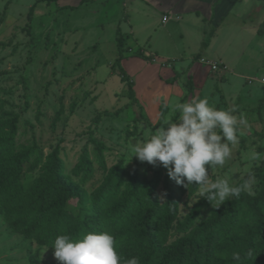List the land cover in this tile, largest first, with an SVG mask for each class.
Returning a JSON list of instances; mask_svg holds the SVG:
<instances>
[{
	"label": "rangeland",
	"instance_id": "374dc122",
	"mask_svg": "<svg viewBox=\"0 0 264 264\" xmlns=\"http://www.w3.org/2000/svg\"><path fill=\"white\" fill-rule=\"evenodd\" d=\"M140 1L142 4H138ZM234 1L227 16L210 23L195 13H181L177 20L172 12L164 13L166 20L160 22L163 14L148 6L152 5L150 0H83L78 5L71 4L73 8H65L66 4L60 0L39 2L30 18L28 10L35 0H0V15L5 14L0 25V114L17 115L14 144L0 151V172L10 168L14 154L28 151L29 155L19 180L6 193L0 191V264H32L30 259L34 256L44 264H60L53 255V244H40L36 236L14 232L4 220L8 209L3 201L14 194L15 202L24 199L40 174L39 167L53 149L58 148L66 173L73 174L79 162L83 165L88 162L90 170L75 177L87 191L98 187L107 169L118 162L122 163L123 171L121 187L134 172L139 179L153 178L159 164L142 163L135 156L127 163L135 142L147 139L166 120H175L179 115L163 103H153V96L164 94L168 102L179 103L206 96L211 105L232 110L238 119L241 113L245 114L249 126H240L243 134L225 165L208 169L210 181L228 178L237 185L246 174L264 166V159L259 162L246 159L253 150L264 154V0ZM220 22L221 28L216 33L220 34L222 27L234 32L226 30L213 42L212 50L223 53L218 57L220 60L202 61L201 56L206 53L197 37L201 38L202 31L209 32ZM117 27L124 36H129L125 41L127 57L121 65L133 81L139 105L126 96L127 85L120 81L118 69L111 68L118 56ZM158 56L180 65L192 57L195 62L201 60L204 68L215 63L219 69L216 72L210 69L208 74V68L203 70L206 78L202 82L199 73L189 69L175 72L166 63V74L174 72L177 76L173 83L166 82L159 88L155 74L149 70L143 77H137L128 64L123 66L124 60L139 58L152 62ZM211 56L214 59V54ZM189 74L196 83H192L188 92L185 82ZM120 107L123 110L117 116L101 114ZM60 108L63 113L52 128V120ZM156 113L158 117L151 120ZM97 115L100 121L94 123ZM134 129L135 134L127 137ZM90 136L101 140L107 148L96 150L88 140ZM256 188L257 178L253 194ZM167 192L177 206L167 242L192 232L217 209L200 195L198 186L177 185L164 168L156 188L161 204L166 201ZM66 205L69 212L80 210L76 198L69 199ZM186 221L189 226L183 231L180 224ZM43 235L48 236L46 232Z\"/></svg>",
	"mask_w": 264,
	"mask_h": 264
},
{
	"label": "trees",
	"instance_id": "16d2710c",
	"mask_svg": "<svg viewBox=\"0 0 264 264\" xmlns=\"http://www.w3.org/2000/svg\"><path fill=\"white\" fill-rule=\"evenodd\" d=\"M53 1L57 0H35L28 10V18L37 3ZM4 18L5 14L2 13L0 25ZM126 37L117 27L115 43L118 56L111 68L118 69L120 81L127 85L126 96L132 103L139 105L133 90V81L121 65L123 53L128 49L125 46ZM138 53L136 55L141 56ZM174 78L175 76L170 77L166 82L173 83ZM185 85L188 92L192 90L191 79ZM122 110L123 107H120L114 111L105 110L101 114L117 116ZM62 113V108L56 112L51 123L52 128H55ZM99 121L100 115H97L94 123ZM16 130L17 115L0 114V151L12 148ZM135 132L134 129L126 136ZM88 140L99 152L107 148L95 137L90 136ZM28 160V151L13 155L10 168L0 172L1 192L6 193L19 180L22 165ZM121 166L122 163L118 162L108 168L99 186L87 191L75 177L81 171L87 173L90 170L88 162L87 165L79 162L73 169V174L66 173L59 150L55 148L45 157L39 167L40 174L30 190L24 194V199L15 202L14 194L3 201L8 209L4 220L12 231L36 236L40 244H53L56 236L63 234L78 237L90 231H107L115 238L116 250L122 258V264L133 256L140 259V264H238L232 259L234 252L241 254L239 264H264V166L251 173L257 178V188L253 195L242 193L239 199L223 203L192 232L172 242L167 240L176 218V201L167 192V199L161 204L156 193L164 167L158 165L151 180L139 179L134 172L123 188ZM248 176L249 173L237 185L242 184ZM72 198L80 203L77 213L66 209L68 200ZM246 214L250 217H246ZM189 218L190 216L188 220ZM188 226V221L180 224L183 231ZM45 232L48 236L43 235ZM249 252L252 253L251 257L247 256ZM30 261L32 264H44L36 256Z\"/></svg>",
	"mask_w": 264,
	"mask_h": 264
},
{
	"label": "clouds",
	"instance_id": "9594fccd",
	"mask_svg": "<svg viewBox=\"0 0 264 264\" xmlns=\"http://www.w3.org/2000/svg\"><path fill=\"white\" fill-rule=\"evenodd\" d=\"M157 102L171 107L179 115L175 120H166L147 139L135 142L127 163L135 156L142 163L159 164L177 185L198 186L200 195L217 208L226 200L239 199L242 193L253 195L255 178L250 172L239 185L230 183L228 178L212 182L208 172L209 168L223 167L239 144L243 134L240 126H249L244 113L238 119L232 110L211 105L206 96L179 103L168 102L165 95L160 94L153 97V103ZM246 159L259 162L264 154L253 150ZM115 245V238L109 232L90 231L78 237L58 235L51 247L60 264H122ZM251 255V252L247 254ZM232 259L239 264L241 254L232 253ZM123 264H140V259L133 256Z\"/></svg>",
	"mask_w": 264,
	"mask_h": 264
},
{
	"label": "crops",
	"instance_id": "0c3cea01",
	"mask_svg": "<svg viewBox=\"0 0 264 264\" xmlns=\"http://www.w3.org/2000/svg\"><path fill=\"white\" fill-rule=\"evenodd\" d=\"M60 1L62 2V4H66V5H68V4L69 5H71V4L72 5H78L80 3V1H83V0H60ZM91 1H93V0H91ZM150 2L152 5L146 4V6L148 5L151 8H155L158 11H161L163 16H166L165 15L166 13L172 12L173 15L175 16V19L179 20L180 19L179 15H181V13H186V14L187 13L188 14L195 13V14H199L203 20L206 19L210 23L213 21H214V23H216L215 20H218V19L222 20L225 16L228 15L229 9L233 6V3L236 1H234V0H217L216 3H213V0H150ZM138 4H142V2L138 3ZM160 22H163L162 18L160 19ZM217 25H218L217 27L216 26L214 27V25H213V28L209 32H208V29L202 31L201 38H200V36L197 37V39H200V48L204 49V53H206V55H207V56L205 55V57L201 56L202 61H204L205 59L206 60H213V61L220 60V58H218V57H221V55L223 53L220 52L219 54H216V52L214 50H212V44H213V42H215L217 37L221 34H224L226 30L230 31V32L233 30V29L232 30L231 29H225L222 27L221 33L218 34V32L216 33V30L221 28L220 27L221 22L218 23ZM131 31H133V30L131 29ZM233 32H234V30H233ZM132 34H133V32H132ZM207 34H208V36H207ZM213 54H214V59L211 56ZM123 55H124V53H123ZM194 55H191V56L193 57ZM126 57L127 56L124 55V59H126ZM158 57H156L155 60H153L152 62H150V61L148 62L145 59H139V58L124 60L123 66L125 67V64H128L129 68H131V71L133 73H135L137 75V77L138 76L143 77L144 75H146V72H148V70H149L150 74H152V73L155 74L156 85L159 88H161L162 85L166 84V80L168 78L173 77V76H177V75H175L174 72L170 71L173 74L168 76L166 74V69H165L166 66H164V64H166V63L169 64L170 62H166V60H163L161 57H159V58ZM192 57H190L189 61L185 62L184 65H180V63H177V61L173 64L170 63L169 65L173 66V69H175V72H180L183 69H185V70L189 69V72L192 71L193 73L197 72V73H199V76L201 75L199 80L200 81L202 80V82H203L204 78H206L205 77L206 74H208L209 70L211 69V65H209L208 67L206 66L204 68L203 62H201V60H199L200 62L199 61L195 62ZM158 60H160V61H158ZM135 64H136V67H135ZM176 64H179L177 66L178 68L175 67ZM193 66H195V67H193ZM196 68H197V71H196ZM206 69H207L206 74H204L205 71H203V70H206ZM223 71H226V70H222V72ZM164 72H165V74H164ZM223 73H225V72H223ZM189 79H191L192 83H196L192 79V76L190 74L187 77V81ZM146 86H147V88L148 87L150 88L149 85H146ZM183 93L184 92H182V95H183ZM155 106L157 107V104ZM156 110H157V108H156ZM157 117H158V113H156V116L152 115L151 120H155Z\"/></svg>",
	"mask_w": 264,
	"mask_h": 264
},
{
	"label": "built area",
	"instance_id": "2783aa9c",
	"mask_svg": "<svg viewBox=\"0 0 264 264\" xmlns=\"http://www.w3.org/2000/svg\"><path fill=\"white\" fill-rule=\"evenodd\" d=\"M165 20H166V16H163V21H165ZM211 69H212L214 72H216V71L219 69V67H218L217 64L213 63V64L211 65ZM262 81H264V79H262Z\"/></svg>",
	"mask_w": 264,
	"mask_h": 264
}]
</instances>
